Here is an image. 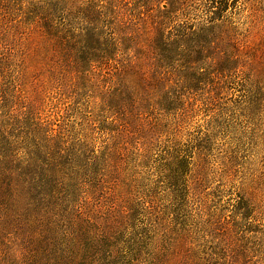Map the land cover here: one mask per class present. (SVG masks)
<instances>
[{"label": "rangeland", "instance_id": "1", "mask_svg": "<svg viewBox=\"0 0 264 264\" xmlns=\"http://www.w3.org/2000/svg\"><path fill=\"white\" fill-rule=\"evenodd\" d=\"M0 155V264H264V0H0Z\"/></svg>", "mask_w": 264, "mask_h": 264}, {"label": "trees", "instance_id": "2", "mask_svg": "<svg viewBox=\"0 0 264 264\" xmlns=\"http://www.w3.org/2000/svg\"><path fill=\"white\" fill-rule=\"evenodd\" d=\"M184 2V1H187V0H178V2ZM163 6H165V11H164V9H161V14H160V16H166V17H169V15H171L172 14V11L169 9V5H163ZM225 6L226 5H221V6H214V7H216L215 9H210V19L208 20V22L209 21H215V19H217L218 18V15L221 13V11L225 8ZM212 7H213V5H212ZM213 7V8H214ZM208 10H209V8H208ZM171 11V12H170ZM167 12H169V13H167ZM165 13H167V15H164ZM173 15V14H172ZM169 19H170V17H169ZM172 21V23H171V25L168 27V29L169 28H171L172 26H174V24L176 23L175 21H173V20H171ZM212 24H214V23H210L209 25H212ZM206 25L205 24H203V23H201V25L199 26V27H205ZM154 29H155V31H157L158 32V26H157V24L156 25H154V27H153ZM165 30V29H164ZM155 31H153V32H155ZM163 32V31H162ZM159 34H161L160 32H159ZM177 34H179V33H177ZM180 35H185L183 32L182 33H180ZM180 35H178V39L180 38ZM157 37H158V35H157ZM155 39H157V38H155ZM87 40V38H83L82 39V41L84 42V41H86ZM89 40V39H88ZM155 41V40H154ZM175 41V38L174 37H170V35L169 36H167V35H161V38H159V40L157 39V41H156V43H155V45L156 46H158V49H160V50H162V51H164V52H160V53H164V55H162L163 56V59H165V57L166 58H168V56H170L171 55V53H170V55H167V53H165L166 51H167V47H169L170 45H172L171 43H173ZM86 45V44H85ZM159 51V50H158ZM159 53V54H160ZM162 59V60H163ZM20 137V136H19ZM25 141L26 140V137L25 136H23L22 137V140L21 141ZM17 142H19V140H17ZM51 148H53V147H49V149L51 150ZM3 152H4V154H3V156H4V159H6V160H10V157H9V155L7 154V151H5V149L3 148ZM52 151V150H51ZM25 154H26V157H28V159H26V160H30L31 161V159H32V161H35V160H39L40 158H39V156L37 155V153H35L34 154V152L33 151H27V152H25ZM34 154V156H32ZM1 156V155H0ZM60 152L59 153H56L55 154V157H53L52 158V160H51V163H50V165L51 166H53L54 168H56V165H61V162L59 161V159H60ZM2 157V156H1ZM55 162V163H54ZM1 174H2V172H1V170H0V177H1ZM21 176V175H20ZM26 182H27V185H25L23 188H21L22 189V193L21 192H19L18 190H17V188L14 190V189H12V191L14 190V196H12V198L13 199H21L23 196L24 197H27V194L29 195V190L31 189V188H33V184L31 183V182H29V181H27V180H25ZM0 186H2L1 184H0ZM3 189V188H2ZM9 194V189H8V187L7 188H4V190H3V194H2V196H0V200L1 199H3L4 198V196H7ZM2 206V210H5V207H4V205L2 204L1 205Z\"/></svg>", "mask_w": 264, "mask_h": 264}]
</instances>
